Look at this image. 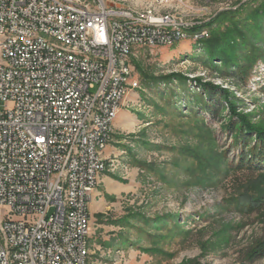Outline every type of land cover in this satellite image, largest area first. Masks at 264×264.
Masks as SVG:
<instances>
[{"label": "rangeland", "instance_id": "rangeland-1", "mask_svg": "<svg viewBox=\"0 0 264 264\" xmlns=\"http://www.w3.org/2000/svg\"><path fill=\"white\" fill-rule=\"evenodd\" d=\"M104 1L177 13L200 28L174 45L132 52L140 87L129 91L114 122L104 156L110 182L92 193L88 264H264L256 255L264 204L245 211L231 205L232 198L264 192V176L229 168L237 149L225 126L228 110L203 112L196 100L202 90L191 79L162 80L180 73L225 88L237 112L264 128V62L242 83L208 64L206 46L216 37L215 51L249 57L247 38L264 44V0Z\"/></svg>", "mask_w": 264, "mask_h": 264}, {"label": "built area", "instance_id": "built-area-1", "mask_svg": "<svg viewBox=\"0 0 264 264\" xmlns=\"http://www.w3.org/2000/svg\"><path fill=\"white\" fill-rule=\"evenodd\" d=\"M109 14H120V21L109 22ZM128 18L195 24L110 7L104 0H0V264H88L89 191L102 163L93 155L94 142L111 141L112 110L126 88L125 73L108 87L115 56L126 55L128 72L132 47L161 46L180 36L128 26ZM7 29H19V41H4ZM32 31L94 48V59L23 42ZM99 93H107L104 110H96ZM83 128L92 129V136L71 167L72 215L64 223L62 159Z\"/></svg>", "mask_w": 264, "mask_h": 264}, {"label": "trees", "instance_id": "trees-1", "mask_svg": "<svg viewBox=\"0 0 264 264\" xmlns=\"http://www.w3.org/2000/svg\"><path fill=\"white\" fill-rule=\"evenodd\" d=\"M195 31L200 26L192 27ZM189 29V32L191 29ZM262 41L264 40V25L261 28ZM197 33V32H196ZM195 32H190L194 35ZM257 33V32H256ZM207 35V31L202 36ZM258 35V33H257ZM201 37V38H202ZM245 39V37H243ZM200 39V38H199ZM198 39V40H199ZM252 49L249 51V57L237 56V60L233 59V55L215 51L218 39L213 37L211 41H206V46L212 48L211 61L209 65L213 68H221L222 77L232 78L246 83L252 77V68L261 59L264 62V44L256 45V38L249 37ZM264 43V41H263ZM240 58V59H239ZM239 59V60H238ZM219 60L221 64H215ZM218 65V66H217ZM222 65V66H221ZM177 79L179 81L192 80L202 92L197 96L198 106L203 112H209L213 117L219 116L225 109L228 110L230 116L225 123L227 131L234 135L231 147L237 149L229 168L238 171H249L264 176V128L252 124L248 115L237 112V105L228 95V90L212 83L202 82L200 78H189L180 73H172L162 78L163 81ZM264 89V88H263ZM255 195H241L232 198V206L242 211L259 208L264 204V192H257ZM256 255L264 257V243L260 244L256 249Z\"/></svg>", "mask_w": 264, "mask_h": 264}, {"label": "bare ground", "instance_id": "bare-ground-1", "mask_svg": "<svg viewBox=\"0 0 264 264\" xmlns=\"http://www.w3.org/2000/svg\"><path fill=\"white\" fill-rule=\"evenodd\" d=\"M154 7V6H153ZM156 8V7H155ZM134 12L139 13H149L152 16L156 17H172L178 16L177 13H168L163 14L160 11L148 8L146 10H133L127 8ZM180 15V14H179ZM183 21H188L183 19L181 16H178ZM120 21V14H109V22H118ZM193 24H183L180 22H171L170 20H161V19H150V18H128V26H135L139 29H148L152 28L155 30L169 31L177 33L180 36H174L172 38H167V44H162L161 46H171L179 42L187 36V30L192 28ZM4 41H19V29H7L4 31ZM44 42L47 44L48 48L53 50H58L67 54L69 57H77L79 59H94V48L85 47L81 43H73L72 40L61 39V37L52 32L46 31H32L23 35V42ZM147 45H140L132 47V52L136 47H146ZM125 73V74H124ZM124 74V75H123ZM120 75L122 76V88L120 90V96H118V110H112V118L109 121L110 128V138L112 136V130L114 127L115 119L117 118L120 110L122 109L127 100V95L130 90L139 88L138 81L133 77V70L126 72V55H117L114 59L113 70L109 71L108 76V87H116L120 81ZM107 102V93L98 94V102H96V110H104L106 108ZM92 129L83 128V135L77 137V141L70 148V151L66 153L62 159V203L63 210L65 213L62 214V222L71 223L72 215V198L74 192V172L71 171V167L74 166V160L83 155V150H85L87 145V138H91ZM110 142L97 141L94 142L93 155L97 159H102L100 168L96 169L94 174H92V181L90 185L89 198L92 200V193L95 188L99 185L100 176L106 170V160L103 156V150L107 148ZM90 227V220L88 222V229ZM89 235L86 236V244H89Z\"/></svg>", "mask_w": 264, "mask_h": 264}, {"label": "crops", "instance_id": "crops-1", "mask_svg": "<svg viewBox=\"0 0 264 264\" xmlns=\"http://www.w3.org/2000/svg\"><path fill=\"white\" fill-rule=\"evenodd\" d=\"M108 151H109V145L107 146L106 150H104V155L103 156L107 157L108 156L107 155L108 154ZM109 182H110V177H108V175L106 174V172H103V174L101 175V182H100L99 186L101 187L103 184L105 185V184H107ZM96 195H97V192H96ZM96 195H95V197H96ZM92 198H93V194H92Z\"/></svg>", "mask_w": 264, "mask_h": 264}]
</instances>
